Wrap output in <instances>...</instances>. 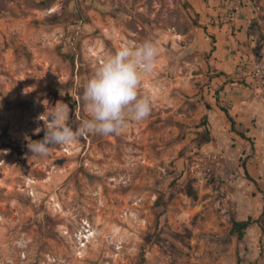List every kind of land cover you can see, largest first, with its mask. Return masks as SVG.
<instances>
[{
    "label": "rangeland",
    "instance_id": "rangeland-1",
    "mask_svg": "<svg viewBox=\"0 0 264 264\" xmlns=\"http://www.w3.org/2000/svg\"><path fill=\"white\" fill-rule=\"evenodd\" d=\"M146 40L150 115L32 155L39 117L79 127L93 68ZM262 192L264 0H0V264H264V220L232 234Z\"/></svg>",
    "mask_w": 264,
    "mask_h": 264
},
{
    "label": "clouds",
    "instance_id": "clouds-1",
    "mask_svg": "<svg viewBox=\"0 0 264 264\" xmlns=\"http://www.w3.org/2000/svg\"><path fill=\"white\" fill-rule=\"evenodd\" d=\"M158 48L151 40L138 46H124L93 68L86 81L82 100L88 118L80 126L69 124V107L57 103L50 107L43 127L41 140L26 137L27 148L38 158L46 157L52 146L68 144L88 133L117 134L127 127L129 121H142L150 115L152 100L138 95L142 77L150 73Z\"/></svg>",
    "mask_w": 264,
    "mask_h": 264
},
{
    "label": "trees",
    "instance_id": "trees-1",
    "mask_svg": "<svg viewBox=\"0 0 264 264\" xmlns=\"http://www.w3.org/2000/svg\"><path fill=\"white\" fill-rule=\"evenodd\" d=\"M205 1L207 2L208 0H205ZM208 39L211 40V43H212L211 52L214 53L217 50V48H216V43H217L216 37L211 35V36H208ZM243 85L247 86L245 83H243ZM221 111L225 114L228 122L230 123L231 132L240 136L242 139H244L246 141H251L250 138H248L244 132H240L236 129L237 123L235 121V118L228 111V109L223 107V108H221ZM243 168H244V172H245V175L247 176V178L256 184V181L250 177V174L248 172V169H247L245 163L243 164ZM189 192L193 195V191L191 189L189 190ZM262 194H263V198H264V192H262ZM262 220H264V209H263V213H262L261 217L258 219H253L252 217H250L245 221H234L233 227H232V234L237 235L239 239H243L245 234H246V231L251 226H253L255 224L261 225Z\"/></svg>",
    "mask_w": 264,
    "mask_h": 264
}]
</instances>
